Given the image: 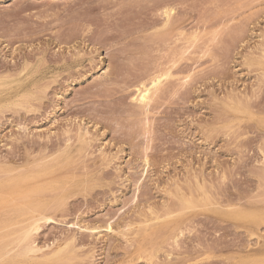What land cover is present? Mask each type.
<instances>
[{
    "label": "rangeland",
    "instance_id": "374dc122",
    "mask_svg": "<svg viewBox=\"0 0 264 264\" xmlns=\"http://www.w3.org/2000/svg\"><path fill=\"white\" fill-rule=\"evenodd\" d=\"M128 1L0 0V189L27 183L44 188L39 193L44 200L64 196L62 207L51 214L56 221L43 223L35 235L45 251L76 236L78 254L62 264H264V218H234L228 209L231 204L247 213L264 209V0L168 1L176 8L177 32L184 27L187 33L195 29L202 35L185 59L152 37L158 8L153 5L161 8L167 0ZM122 21L127 23L120 25ZM96 35L104 38L96 40ZM154 43L164 53L153 50ZM160 67L169 68L177 82L168 78L165 83L164 78V101L158 99L148 115H140L132 100L134 90L153 69L159 74ZM145 118L147 125L140 122ZM148 126L153 129L149 134L143 130ZM82 130L90 132L88 141L79 139ZM197 182L210 191L208 199L200 197L201 189L191 190L198 188ZM191 192L192 203L173 207L187 230L178 249L155 229L167 220L164 207L174 206L178 194ZM157 214L161 218L151 220L143 234L140 222Z\"/></svg>",
    "mask_w": 264,
    "mask_h": 264
},
{
    "label": "bare ground",
    "instance_id": "6f19581e",
    "mask_svg": "<svg viewBox=\"0 0 264 264\" xmlns=\"http://www.w3.org/2000/svg\"><path fill=\"white\" fill-rule=\"evenodd\" d=\"M133 1V0H132ZM135 1V0H134ZM144 1V0H143ZM146 1V0H145ZM152 1V0H151ZM154 1V0H153ZM152 1V2H153ZM158 1V0H157ZM159 1H161V0H159ZM168 1H169V3H171V1L170 0H167L166 1V4L163 2V7H159V6H157V5H159V4H154V5H156V6H154L153 5V8H155V7H158L156 10V12H153V13H155V14H157L156 16L158 17V19H156L157 17L155 16V18H154V16H153V23L151 24V27H156V31H155V33L153 32V34H152V37L154 36L155 37V39H157L156 41H160V42H163L166 46H168V51L169 50H175V53L178 55V58L180 59H185V57L189 54V52H190V50H191V48L192 47H194L195 46V44H196V41H197V43H199L198 42V40L199 41H201L200 40V38H201V36H199L198 35V31L197 30H195V29H192L193 30V32H192V30H191V32H188L187 33V30L184 28V27H180V28H178V32H177V25L175 24V19L176 18H174V17H176V16H178V15H175V9L176 8H174L173 6H171L169 3H168ZM174 1H176V0H174ZM178 1V0H177ZM176 1V2H177ZM183 1V0H182ZM185 1H187V0H185ZM195 1V0H194ZM199 1V0H198ZM215 1V0H214ZM139 2V0L137 1V3ZM172 2H173V0H172ZM218 2L219 3H221L220 2V0H218ZM223 2H224V0H223ZM129 3H131L130 2V0L128 1V4ZM133 3V2H132ZM131 3V4H132ZM136 3V2H135ZM135 3H134V5H135ZM136 3V4H137ZM174 3V2H173ZM188 3V2H187ZM214 3H216V1L214 2ZM218 3V4H219ZM124 4H127V3H124ZM124 4H122L123 6H125ZM130 4V5H131ZM176 4V3H175ZM201 3H199V5H200ZM142 6L143 4H141V3H139V6ZM148 5V4H147ZM152 5V4H151ZM185 5V4H184ZM189 5V4H188ZM216 5V4H215ZM225 5V4H224ZM136 6V5H135ZM140 6V7H141ZM195 6V5H194ZM202 6H203V4H202ZM104 7V6H103ZM122 7V6H121ZM128 7V6H127ZM127 7H125V8H127ZM130 7V6H129ZM137 7V6H136ZM143 8H144V6H142ZM148 8L149 7H152V6H147ZM192 7V6H191ZM196 7H198L197 5L195 6V11H196ZM210 7V6H209ZM221 7H222V5H221ZM225 7V6H224ZM119 8H120V6H119ZM139 8V7H138ZM143 8H142V10H143ZM152 8V9H153ZM180 8V7H179ZM187 8H189V7H187ZM223 8V7H222ZM123 9V8H122ZM122 9H120V10H122ZM140 10H141V8H139ZM190 9H192V8H189L188 10H190ZM194 9V8H193ZM209 10L211 9V8H208ZM119 9L117 10L118 12L120 11ZM126 10H129L128 8L126 9ZM134 10H135V7H134ZM150 10H151V8H150ZM181 10V9H180ZM182 10H185L184 8L182 9ZM181 10V11H182ZM198 10H200L199 8H198ZM197 10V11H198ZM218 10V9H217ZM123 11V10H122ZM124 11H125V9H124ZM124 11H123V13H121V14H124ZM130 11H132L131 9H130ZM129 11V12H130ZM136 11V10H135ZM139 11V10H138ZM153 11H154V9H153ZM203 11V10H202ZM117 12V13H118ZM126 12V11H125ZM150 11H148V13H149ZM120 13H118L119 15H120ZM127 13V12H126ZM125 13V14H126ZM132 13H134V12H132ZM131 13V14H132ZM139 13H140V11H139ZM146 13H147V11H146ZM145 13V14H146ZM152 13V14H153ZM200 13V12H199ZM202 13V12H201ZM200 13V14H201ZM213 13V12H212ZM116 14V13H115ZM145 14H143V15H145ZM203 14V13H202ZM112 15V14H111ZM110 15V16H111ZM113 15H114V13H113ZM117 15V14H116ZM118 15V16H119ZM147 15V14H146ZM252 15V14H251ZM121 16V15H120ZM136 16V15H135ZM135 16H132V18L134 19L135 18ZM142 16V15H141ZM181 16V15H180ZM211 16V15H210ZM217 16V15H216ZM105 17V16H104ZM109 17V15L107 14V18ZM117 17V16H116ZM124 17H127V19H128V15L126 14ZM131 17V16H130ZM146 17V16H145ZM200 17V16H199ZM103 18V17H102ZM111 18V17H110ZM109 18V19H110ZM113 18H115V17H113ZM118 18V17H117ZM117 18L115 19V20H117ZM121 18V17H120ZM123 18V17H122ZM177 18H179V19H177L178 21H180V19L182 18H180V17H177ZM208 18V17H207ZM105 19V18H104ZM124 20L126 19V18H123ZM139 17H138V22H142V21H139ZM146 19V18H145ZM150 19V18H149ZM156 19V20H155ZM198 19V18H197ZM100 20V19H99ZM111 20V19H110ZM114 20V19H113ZM112 20V21H113ZM131 20V19H130ZM135 20V19H134ZM141 20V19H140ZM151 20V19H150ZM204 20V19H203ZM206 20V19H205ZM87 21V20H86ZM89 21V20H88ZM103 21V20H102ZM104 21H106V19L104 20ZM112 21H110L111 23H112ZM145 21V24H149L150 22L146 19V20H144ZM144 21H143V23H144ZM146 21H148V22H146ZM208 21V20H207ZM98 22V21H97ZM114 22V21H113ZM121 22V21H120ZM119 22V23H120ZM123 22V21H122ZM125 22V21H124ZM122 23V24H120V25H123V24H126V23ZM134 22H136V21H134ZM209 22H212V21H209ZM209 22H208V24H209ZM96 23V22H95ZM130 23H131V21H130ZM137 23V22H136ZM92 24V23H91ZM97 24H99V22L97 23ZM96 24V25H97ZM100 24H104V22H102V23H100ZM99 24V25H100ZM108 24H109V22H108ZM129 24V23H128ZM135 24V23H134ZM200 24H203L202 22L200 23ZM206 23H204V25H205ZM194 25H196V23L194 24ZM199 25V24H198ZM210 25V24H209ZM225 25V24H224ZM107 26V25H106ZM126 26V25H125ZM125 26H122V27H125ZM138 26V25H137ZM140 26V25H139ZM141 26H144V25H141ZM146 26V25H145ZM223 26V25H222ZM226 26H229V25H226ZM90 27V26H89ZM108 27H110V25H108ZM197 27V26H196ZM112 28V27H111ZM127 27H125V29H126ZM128 28H130L129 26H128ZM132 28H133V26H132ZM141 28V27H140ZM149 28V27H148ZM198 28V27H197ZM219 28V27H218ZM217 28V29H218ZM222 28H224V27H222ZM229 28V27H228ZM87 29V28H86ZM117 28H115L114 30H116ZM121 29V28H120ZM119 29V30H120ZM139 29V28H138ZM147 29V28H146ZM162 29H164V30H162ZM216 29V28H215ZM215 29H213V31L215 30ZM220 29H221V27H220ZM219 29V30H220ZM106 30H107V28H106ZM109 30V29H108ZM111 30H113V29H111ZM118 30V31H119ZM162 30V31H161ZM195 30V31H194ZM205 30V29H204ZM203 30V31H204ZM110 31V30H109ZM123 31V30H122ZM139 31H141V30H139ZM153 31V30H152ZM151 31V32H152ZM202 31V33H205V32H203ZM207 31V30H206ZM216 31V30H215ZM112 32V31H111ZM120 32H121V30H120ZM119 32V33H120ZM131 32V31H130ZM209 32V31H208ZM104 33V32H103ZM107 33V32H106ZM108 33H110V32H108ZM115 34H116V31L114 32ZM118 33V32H117ZM129 33V32H128ZM145 33V32H144ZM212 33V32H211ZM102 34V33H101ZM121 34V33H120ZM119 34V35H120ZM126 34V33H125ZM141 34V33H140ZM139 34V35H140ZM70 35V34H69ZM72 35H74V34H71L70 36H72ZM103 35V34H102ZM118 35V34H117ZM116 35V36H117ZM145 35H147V33L145 34ZM70 36H69V38H70ZM96 36H98V35H96ZM101 36V35H100ZM104 36V35H103ZM102 36V37H103ZM112 36H113V34H112ZM115 36V35H114ZM128 36V35H127ZM126 36V37H127ZM141 36V35H140ZM206 36H207V33H206ZM95 37V36H94ZM102 37H96L95 39L97 40V39H99V38H102ZM110 37V36H109ZM149 37H150V34H149ZM200 37V38H199ZM91 38V37H90ZM104 38V37H103ZM108 38V37H107ZM106 38V39H107ZM113 38V37H112ZM111 38V39H112ZM143 38V37H142ZM174 39V40H173ZM103 40V39H102ZM147 40V39H146ZM152 40V39H151ZM140 41V40H139ZM155 41V40H154ZM61 42V41H60ZM136 42H138L137 40H136ZM135 42V43H136ZM142 42H143V40H142ZM159 42V43H160ZM130 43V42H129ZM141 43V42H140ZM139 43V44H140ZM149 43H150V40H149ZM127 44V43H126ZM134 44V43H133ZM132 44V45H133ZM137 44V43H136ZM142 44V43H141ZM157 44V43H156ZM155 43L154 44H152L151 45V47L152 46H154V47H152L153 48V50H155V51H157L158 49H157V47L159 46L158 44V46L156 47L155 45H156ZM161 44V43H160ZM138 45V44H137ZM145 45V44H144ZM143 45V46H144ZM162 45V44H161ZM160 45V46H161ZM197 45V44H196ZM166 46H164V47H166ZM134 47H135V44H134ZM141 47H142V45H141ZM147 47V49H149L150 51H149V53H152V48L150 49L149 48V46H146ZM163 47V46H162ZM164 47H163V49H164ZM137 48H139V46H137ZM145 48V47H144ZM155 48V49H154ZM159 48V47H158ZM134 49V48H133ZM143 49V48H142ZM166 49V48H165ZM152 50V51H151ZM162 49H160V51H161ZM261 50V49H260ZM127 51V50H126ZM148 51V50H147ZM159 50H158V52H159V54L160 53H164V51H162V52H160ZM167 51V52H168ZM172 53H173V51H171ZM252 52H254V51H252ZM148 53V54H149ZM171 53V54H172ZM175 53H173V54H175ZM261 53V52H260ZM153 55H154V53H152ZM191 54V53H190ZM197 54V53H196ZM262 56H261V58L262 59H264V49H263V51H262ZM80 55V54H79ZM142 55V54H141ZM152 55V56H153ZM176 55V56H177ZM257 55V54H256ZM129 56H131V55H129ZM135 56V58L137 59V56L136 55H134ZM133 56V57H134ZM139 56V55H138ZM158 56H160V55H158ZM192 56V55H191ZM258 56V55H257ZM89 57V56H88ZM91 57V56H90ZM164 55H163V59H164ZM76 58V57H75ZM134 58V59H135ZM144 58L146 59V57L144 56ZM187 58V57H186ZM133 59V58H132ZM173 59V57H171L169 60H172ZM198 59V58H197ZM75 60V59H74ZM92 60V59H91ZM151 60V59H150ZM153 60V59H152ZM154 60H155V58H154ZM153 60V61H154ZM162 60V59H161ZM161 60H157L159 63H161L162 64V62H161ZM86 61V60H85ZM90 61V60H89ZM130 61V60H129ZM128 61V62H129ZM134 61V60H133ZM136 61V60H135ZM134 61V62H135ZM145 61V60H144ZM156 61V60H155ZM163 61V60H162ZM173 61V60H172ZM169 62V63H173V62ZM175 61V60H174ZM178 61V60H177ZM176 61V62H177ZM181 61V60H180ZM189 61V60H188ZM262 61H264V60H262ZM73 62H75V63H77L76 61H73ZM158 62L156 63H153V64H158ZM167 62V61H166ZM130 63V62H129ZM133 63V62H132ZM137 63V62H136ZM136 63H133V64H135L136 65ZM175 63V62H174ZM173 63V64H174ZM198 63V62H197ZM263 63V62H262ZM59 64V63H58ZM161 64L159 65L158 64V66H161ZM55 65V64H54ZM63 65V64H62ZM79 65V64H78ZM167 65V64H166ZM184 65V64H183ZM142 66V65H141ZM141 66H139V67H141ZM153 66V65H152ZM154 66H156V65H154ZM154 66L152 67V68H154ZM164 66V65H163ZM187 66V65H186ZM23 67H24V65H23ZM117 67V66H116ZM124 67V66H123ZM138 67V68H139ZM165 67H167V66H165ZM170 67V66H169ZM127 68H129V67H127ZM127 68H126V70H127ZM143 68V67H142ZM160 68H162V67H160ZM164 68V67H163ZM162 68V70L160 69L159 70V68H158V70H159V74H158V72H156V73H154L153 72V70L155 69H153L152 70V73H151V75H149L148 77H146V79L147 80H145V81H140L139 82V85L137 86V88H136V90H134V91H136L135 92V94H134V97L132 98V100L133 101H135L136 102V105H137V108H138V110H137V112L141 115V114H144V115H148L149 113H150V111H151V108L153 107V104L159 99V101H164V97L162 98V100H160V97H162L163 95H161L163 92H165V91H163L162 92V88H163V86L164 85H166V84H164L163 83V79L164 78H167V81H166V79L164 80L165 81V83L166 82H168V78H170V80L171 79H174L173 78V73L171 72V70H169V68H168V70H165L164 71V69ZM135 69V68H134ZM60 70V69H59ZM126 70H124V71H126ZM129 70H130V68H129ZM133 70V69H132ZM136 70H137V68H136ZM148 70H151V69H148ZM157 70V71H158ZM178 70V69H177ZM52 71V70H51ZM104 71H106V69L104 70ZM123 71V72H124ZM128 71V70H127ZM131 71V70H130ZM161 71H162V73H161ZM50 72V71H49ZM48 72V73H49ZM132 72H135V71H132ZM131 72V73H132ZM149 72H151V71H149ZM128 73V72H127ZM40 74H42V73H40ZM129 74V73H128ZM127 74V75H128ZM125 75V74H124ZM123 75V76H124ZM144 75H146V74H143V76ZM182 75V74H181ZM39 76V75H38ZM121 76H122V73H121ZM142 76V77H143ZM183 76V75H182ZM182 76H181V78H182ZM190 75L189 74H187L186 76H184L183 77V80L185 79V83H186V81H187V78L189 77ZM50 77V76H49ZM125 77V76H124ZM127 77H129V76H127ZM141 77V76H140ZM176 77L178 78V76L176 75ZM176 78V79H177ZM35 79V78H34ZM145 79V78H144ZM144 79H142V80H144ZM179 79V78H178ZM31 80V79H30ZM132 80H133V77H132ZM140 80V79H139ZM138 80V81H139ZM169 80V81H170ZM125 81V80H124ZM129 81H131V80H129ZM137 81V80H136ZM173 80H171V82H172ZM40 82V81H39ZM126 82V81H125ZM133 82V81H132ZM171 82H169V84L171 83ZM174 82V81H173ZM177 82V81H176ZM176 82H174V83H176ZM184 82V81H183ZM30 83H31V81H30ZM34 83V82H33ZM179 83V82H178ZM181 83V82H180ZM256 83V82H255ZM19 84V83H18ZM51 84V83H50ZM133 84H136V82L135 83H133ZM138 84V83H137ZM164 84V85H163ZM182 84V83H181ZM184 85V83L182 84V86ZM16 86V85H15ZM133 86V85H132ZM169 86V85H168ZM170 86H172L171 84H170ZM174 87H175V84H174ZM174 87H173V89H174ZM180 87V86H179ZM28 88V87H27ZM134 88H135V86H134ZM164 88H165V86H164ZM9 90H10V88H9ZM24 90V89H23ZM175 90H176V88H175ZM177 90H179V88L177 89ZM3 91H5V90H3ZM167 91V90H166ZM173 91V90H172ZM230 91V90H229ZM23 92V91H22ZM25 92V91H24ZM9 93V92H8ZM11 93H13V91L11 90ZM161 93V94H160ZM5 94H7V93H5ZM14 94V93H13ZM22 94V93H21ZM164 94V93H163ZM250 94V93H249ZM167 95V94H166ZM235 95V94H234ZM16 96V95H15ZM14 96V97H15ZM252 97V96H251ZM4 98V97H3ZM172 98V97H171ZM217 98V97H216ZM219 98H220V95H219ZM237 98V97H236ZM2 99V98H1ZM7 100V99H6ZM15 100V99H14ZM20 100V99H19ZM237 100H238V98H237ZM17 101V100H16ZM224 101H225V99H224ZM6 102V101H5ZM131 102V101H130ZM227 102V101H226ZM232 102V101H231ZM9 103H10V101H9ZM124 103V102H123ZM158 102H156L155 104H157ZM161 103H163V102H161ZM225 103V102H224ZM230 103V102H229ZM239 103V102H238ZM252 103V102H251ZM14 104V103H13ZM24 104V103H23ZM245 104V103H244ZM6 105V104H5ZM125 105H127V104H125ZM122 106H124V105H122ZM131 106V105H130ZM135 105H133L132 107H134ZM221 106H223V105H221ZM240 106V105H239ZM21 107V106H20ZM128 108H131V107H129V105L127 106ZM126 107V108H127ZM136 107V106H135ZM134 107V108H135ZM224 107V106H223ZM231 107V106H230ZM230 107L228 106V108L230 109ZM245 107H246V105H245ZM12 108V107H11ZM136 108V109H137ZM153 108H155V107H153ZM159 108V107H158ZM224 108H226V107H224ZM122 109V108H121ZM124 110H125V107L123 108ZM133 109V108H132ZM160 109V108H159ZM159 109H156L157 111L159 110ZM21 110V109H20ZM19 110V111H20ZM120 110V109H119ZM234 110V109H233ZM246 110V109H245ZM14 111V110H13ZM130 112H131V109L129 110ZM229 111V110H228ZM252 111V110H251ZM4 112V111H3ZM2 112V113H3ZM127 112V111H126ZM133 112H134V110H133ZM230 112H231V110H230ZM120 113H121V110H120ZM122 113H123V111H122ZM128 113V112H127ZM132 113V112H131ZM235 113H237V112H233V114H235ZM262 113V112H261ZM134 113H132V115H133ZM225 114V113H224ZM232 114V113H231ZM248 114V113H247ZM237 115V114H236ZM242 115V114H241ZM240 115V116H241ZM254 115V114H253ZM242 116H244V115H242ZM247 116H249V115H247ZM250 116H252L251 114H250ZM249 116V117H250ZM255 116V115H254ZM144 117H146V118H148L147 116H144ZM143 116H142V118H144ZM248 117V118H249ZM261 117V116H260ZM263 117V116H262ZM139 118H140V116H139ZM145 118V119H146ZM150 118V120H151V117H149ZM236 119V118H235ZM253 119H254V117H253ZM263 119H264V117H263ZM141 121L140 122H145L146 123V125L148 124L147 122L149 121V120H147L146 119V121H143V119H140ZM241 121H242V119H241ZM150 122V121H149ZM256 122V121H255ZM150 124V123H149ZM256 124H258V123H256ZM84 125V124H83ZM86 126V125H85ZM258 126V125H257ZM243 128V127H242ZM260 128H262V127H260ZM147 128H144L143 130H145V131H147L148 132V134H149V130H151V129H149V126H148V129L146 130ZM80 130V129H79ZM85 130H87V129H85ZM153 130V129H152ZM151 130V131H152ZM151 131H150V133H151ZM89 132V131H88ZM87 131L86 132H84L83 130L82 131H80L79 133H77L78 135H79V139H82V141H85V140H87V138H88V136L86 137V135H87V133H88ZM90 133V132H89ZM146 133V132H145ZM239 133V132H238ZM229 134V133H228ZM75 135V134H74ZM77 135V136H78ZM147 135V133L145 134V136ZM231 135V134H230ZM70 137V136H69ZM231 137V136H230ZM72 138V137H71ZM150 138V137H149ZM153 138V137H152ZM227 138V137H226ZM69 139V138H68ZM230 139V138H229ZM67 140V139H66ZM89 140V139H88ZM87 140V141H88ZM91 140V139H90ZM149 140V139H148ZM72 141V140H71ZM70 141V142H71ZM67 142H69V141H67ZM78 142H79V140H78ZM81 142V141H80ZM150 142V140L147 142V143H149ZM153 142V141H152ZM94 143V142H93ZM78 145H79V143H78ZM147 145V144H146ZM262 145V144H261ZM149 146H150V143L148 144V149H149ZM89 147V146H88ZM76 148H77V146H76ZM49 151V150H48ZM262 151V150H261ZM83 152V151H82ZM145 154H146V152H144ZM262 153V152H261ZM47 154V153H46ZM66 154V153H65ZM144 154V155H145ZM156 155V154H155ZM150 156V155H149ZM264 156V155H263ZM155 158V157H154ZM161 158V157H160ZM264 158V157H263ZM30 159V158H29ZM84 159V158H83ZM93 160L95 159V158H92ZM111 159V158H110ZM114 159V158H113ZM143 159H145V163L146 164H149V160H150V158H148V156H146L145 158H143ZM101 160V159H100ZM112 160V159H111ZM87 161V160H86ZM113 161V160H112ZM144 161V160H143ZM62 162V161H61ZM79 162V161H78ZM111 162V161H110ZM151 162V161H150ZM109 163V162H108ZM112 163V162H111ZM155 163V162H154ZM107 164V163H106ZM110 164V163H109ZM103 166H105V165H103ZM145 167V166H144ZM150 167V166H149ZM130 168V167H129ZM148 168V167H147ZM48 168H46V166H44L43 168H42V170H43V172H45L46 170H47ZM78 171V170H77ZM76 171V172H77ZM148 171V170H147ZM127 172H128V170H127ZM188 172V171H187ZM144 173V172H143ZM148 173V172H147ZM147 173H146V175H147ZM58 174V173H57ZM142 174V173H141ZM260 174V173H259ZM66 175H68V174H66ZM144 175V174H143ZM25 176V175H24ZM34 176V175H33ZM74 176V175H73ZM72 176V177H73ZM141 176V175H140ZM149 176V175H148ZM192 176V175H191ZM202 176V175H201ZM31 177V176H30ZM48 177V176H47ZM143 176H141V178H142ZM193 177H195V179L196 180H198V176L196 177V176H193ZM45 178V177H44ZM131 178V177H130ZM68 179V178H67ZM140 179V178H139ZM139 179H138V181H139ZM40 180V179H39ZM51 180V179H50ZM56 180V179H55ZM85 180V179H84ZM144 180V179H143ZM176 180H178L177 179V177H176ZM207 180H210L209 179V177H208V179ZM52 181H54V179L52 180ZM61 181H63V180H61ZM69 181H71V180H69ZM68 181V182H69ZM78 181V180H77ZM137 181V182H138ZM41 182H43V181H41ZM65 182V181H64ZM141 182V181H140ZM143 182V181H142ZM176 182V181H175ZM94 183V182H93ZM179 183V182H178ZM195 183V182H194ZM193 183V184H194ZM206 183V182H205ZM259 183V182H258ZM14 184V183H13ZM33 184V183H32ZM136 183H134V185H135ZM177 184V183H176ZM175 184V185H176ZM189 184V183H188ZM197 185H198V188L196 189V188H192L191 187V190L192 191H196V190H198V189H201L202 191H203V193H202V195H200V197H206V194H208V189H206L205 188V185H203V184H200V183H198L197 182ZM207 185V184H206ZM189 186V185H188ZM194 186V185H193ZM40 187V186H39ZM60 187V186H59ZM136 187H137V184H136ZM140 187V186H139ZM42 189H44V188H38V187H34V186H30V185H27V183L25 184H17V185H15V186H13L12 188H10V186H8L7 185V187L6 186H4V189L2 188V189H0V264H62V262L63 263H69L71 260H73V259H75L76 258V255L78 254L77 252H76V247H77V245H76V242H77V239H76V236L75 235H73V236H71V237H69L68 238V240L66 241L67 243L65 244L64 243V245L62 244V245H60L57 249H55V250H53V251H45L46 250V248L44 249V248H42V247H39L37 244H36V234L37 233H39V231L41 230V228H42V224L43 223H51V222H55L56 220H55V218H54V214L53 215H51L53 212H56L57 210H59L61 207H62V205L64 204V196H61L60 195V197L59 198H55L54 200H44L42 197H40V195H39V193H40V191H42ZM137 190H138V192H139V189L138 188H136ZM135 189V190H136ZM185 189V188H184ZM136 190V191H137ZM174 190V189H173ZM186 190V189H185ZM208 190V191H207ZM258 190H259V187H258ZM214 191V190H213ZM257 191V190H256ZM187 192V191H186ZM210 192V191H209ZM257 192H259V191H257ZM261 192V191H260ZM52 193V192H51ZM136 193L137 192H135V195L134 196H137L136 195ZM188 193V192H187ZM192 193L193 192H191V196H189V195H186V194H178V196H176V198H177V203H175L174 204V206H171V205H167V206H165L164 207V209H163V216L162 217H166L167 218V220H166V222L165 223H163V224H161L159 227H157L155 230H156V233H165L164 235H165V240H167V241H170V240H173V245L175 246H179V243L181 244V242H179V240H180V235H181V233H184V231L186 230V229H184L183 230V228H181V224H183L184 223V220L182 219V218H180V216L178 215H176L177 216V218H176V216L174 215L175 214V209L176 208H173V207H177V205H178V208L180 209H183V207H185L188 203H192V201L194 200V198L192 197L193 195H192ZM177 194V193H176ZM189 194V193H188ZM54 195V194H53ZM77 195V194H76ZM85 195V194H84ZM197 196V195H196ZM145 197L146 196H144V199H145ZM200 197H198V198H200ZM139 198V197H138ZM170 198V197H169ZM207 199L209 198L208 197V195H207V197H206ZM217 198V197H216ZM257 198V197H256ZM133 200H135L134 199V197L132 198ZM137 199V198H136ZM148 199H149V197H148ZM250 199H252V198H250ZM133 200H131V201H133ZM139 200V199H138ZM169 200V199H168ZM219 200V199H218ZM247 200H248V198H247ZM259 200V198L257 199V201ZM139 201H142L141 199L139 200ZM249 201V200H248ZM260 201V200H259ZM258 201V202H259ZM71 202V201H70ZM134 202V201H133ZM133 202H130V203H133ZM147 202V201H146ZM172 202V201H171ZM261 202V201H260ZM148 203V202H147ZM221 203V202H220ZM237 203V202H236ZM166 205V204H165ZM138 206H139V204H138ZM147 206V205H146ZM162 206V205H161ZM254 206V205H253ZM232 207V208H231ZM140 208V207H139ZM202 208V207H201ZM132 209V208H131ZM140 209H142V208H140ZM212 209V208H211ZM228 209L231 211V213H233L235 216H234V218L235 217H240V216H244V217H246V216H248V217H250V216H261V217H263L264 218V213L262 212V211H264V209H262V210H260L261 212L259 213V212H257V213H247V211H246V209H244V208H240V207H236L235 205H229L228 206ZM125 210V209H124ZM160 210V209H159ZM207 210V209H206ZM122 211V210H121ZM133 211V210H132ZM136 211V210H135ZM158 211V210H157ZM178 211V210H177ZM203 211V210H202ZM210 211V210H209ZM208 211V212H209ZM147 212V211H146ZM190 212V211H189ZM196 211H194V213H195ZM193 213V212H192ZM213 214H214V212H212ZM57 214V213H56ZM62 214V213H61ZM65 214V213H64ZM145 214V213H144ZM151 214V213H150ZM220 214V213H219ZM225 214H227V213H225ZM127 215V214H126ZM191 215V214H190ZM223 215V214H222ZM65 216V215H64ZM133 216V215H132ZM189 216V215H188ZM224 216V215H223ZM58 217V216H57ZM113 218H115V217H113ZM122 218H124V217H122ZM136 218V217H135ZM161 218V216L160 215H156L155 217H153V218H151V219H145L144 220V218H143V220L140 222L141 224H142V226H144V228L142 229V232H143V234L146 232V226H148L149 225V222L151 221V220H154V219H160ZM190 218H192V217H190ZM132 219V218H131ZM177 219V220H176ZM185 219V218H184ZM221 219H224V217L223 218H221ZM232 219V218H231ZM59 220V219H58ZM63 220L64 219H62V222H63ZM110 220V219H109ZM133 221H134V219H132ZM234 219H232V221H233ZM111 221V220H110ZM123 221V220H122ZM231 221V222H232ZM71 222V221H70ZM82 222V221H81ZM105 222H106V220H105ZM108 223H109V221H107ZM117 222V221H116ZM135 222H138V221H136L135 220ZM235 222V221H234ZM72 223H74V222H72ZM72 223H71V225H72ZM107 223V224H108ZM133 223V222H132ZM244 223V222H243ZM57 224H59L58 222H57ZM61 224H63V223H61ZM69 224V223H68ZM106 224V223H105ZM242 224V223H241ZM56 225V224H55ZM60 225V224H59ZM65 225V224H64ZM74 225V224H73ZM78 225V224H77ZM101 225V224H100ZM115 225V224H114ZM121 225H122V223H121ZM124 225H127V224H124ZM242 225H244V224H242ZM66 226V225H65ZM64 226V227H65ZM69 226V225H68ZM102 226V225H101ZM187 226V225H186ZM107 229L109 230V231H111V232H113L114 231V229H113V225H112V223H109L107 226ZM115 227H117V226H115ZM121 227V226H120ZM124 227H126V226H124ZM76 228V227H75ZM78 229V228H77ZM79 229L80 230H82L83 229V227H81V226H79ZM78 229V230H79ZM94 229V228H93ZM122 229V228H121ZM126 229V228H125ZM166 229V230H165ZM188 229V228H187ZM262 229V228H261ZM105 230V229H104ZM123 230V229H122ZM121 230V231H122ZM255 230V229H254ZM165 231V232H164ZM187 231V230H186ZM189 231H191V230H189ZM188 231V232H189ZM246 231V230H245ZM263 231V230H262ZM88 232H89V230H88ZM92 232V231H91ZM104 232V231H103ZM188 232H186V233H188ZM79 233V232H78ZM190 233V232H189ZM74 234V233H73ZM80 234V233H79ZM135 234V233H134ZM251 234V233H250ZM117 235V234H116ZM260 235V234H259ZM88 236V235H87ZM182 236V235H181ZM79 237V236H78ZM97 237V236H96ZM119 237V236H118ZM120 238H121V236H120ZM125 238V237H124ZM259 238V237H258ZM61 239V238H60ZM81 239V238H80ZM127 239H129L130 240V238H127ZM149 239V238H148ZM182 239V238H181ZM56 240V239H55ZM123 240V239H122ZM150 240V239H149ZM197 240V239H196ZM249 240V239H248ZM113 241V240H112ZM115 241V240H114ZM126 238H125V243H126ZM181 241V240H180ZM183 241V240H182ZM54 242V241H53ZM82 242V241H81ZM110 242H111V240H110ZM129 242V241H128ZM253 242V241H252ZM113 243V242H112ZM121 243V242H120ZM171 243V242H170ZM183 243V242H182ZM192 243V242H191ZM191 243H189V244H191ZM258 243V242H257ZM124 244V243H123ZM128 245V244H127ZM188 245V244H187ZM241 245H243V244H241ZM263 245V244H262ZM55 246V245H54ZM130 246V245H129ZM164 246H166V245H164ZM181 246V245H180ZM127 247V246H126ZM239 247H240V245H239ZM52 248H53V246H52ZM52 248H51V250H52ZM55 248V247H54ZM173 248V247H172ZM86 249H88V246L86 247ZM91 249V248H90ZM161 249V248H160ZM171 248L169 247V249H168V251L170 250ZM178 249H179V247H178ZM50 250V249H49ZM81 250V249H80ZM84 250V249H83ZM83 250H81L82 252H84ZM173 250H174V248H173ZM259 250V249H258ZM245 251V250H244ZM247 251V250H246ZM172 252V251H171ZM77 253V254H76ZM81 253V252H80ZM87 253H88V251H87ZM155 253V252H154ZM249 253V252H248ZM124 254H126V252L124 253ZM169 254H171V253H169ZM174 254V253H173ZM122 255V254H121ZM141 254H139L138 256H140ZM246 255V254H245ZM116 256V255H115ZM156 256V255H155ZM154 256V257H155ZM167 256V255H166ZM145 256H143L142 257V259L144 258ZM120 258V257H119ZM141 258V257H140ZM139 258V259H140ZM163 258V257H162ZM115 259H116V257H115ZM138 259V260H139ZM146 258H144V260H145ZM165 259V258H164ZM90 260V259H89ZM112 260V259H111ZM118 260V259H117ZM148 261H149V258L147 259ZM146 260V261H147ZM120 261V260H119ZM154 261H155V259H154ZM77 262V261H76ZM114 262V261H113ZM150 262H151V260H150ZM150 262H149V264H150ZM168 262V261H167ZM192 262V261H191ZM233 261H231V263H232ZM253 262H255V260L253 261ZM87 263V262H86ZM116 263V262H115ZM140 263V262H139ZM141 264V263H140Z\"/></svg>",
    "mask_w": 264,
    "mask_h": 264
}]
</instances>
